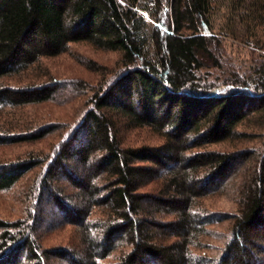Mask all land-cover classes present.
<instances>
[{"label": "trees", "instance_id": "trees-1", "mask_svg": "<svg viewBox=\"0 0 264 264\" xmlns=\"http://www.w3.org/2000/svg\"><path fill=\"white\" fill-rule=\"evenodd\" d=\"M237 4L242 39L257 45L264 0ZM211 9L210 0H0V118L52 99L54 82L5 83L42 58L78 43L118 55L79 123L41 160L22 219L0 220V264H207L213 260L198 252L225 216L205 211L203 201L237 176L238 213L213 264H264V142L260 152L208 150L243 136L245 121H264V68L243 81L213 74L221 67ZM130 128L163 143L124 145L121 129ZM12 131L0 119V145L34 139ZM31 159L0 164V191L37 166ZM43 204L45 216L75 230L71 247L42 246Z\"/></svg>", "mask_w": 264, "mask_h": 264}, {"label": "rangeland", "instance_id": "rangeland-1", "mask_svg": "<svg viewBox=\"0 0 264 264\" xmlns=\"http://www.w3.org/2000/svg\"><path fill=\"white\" fill-rule=\"evenodd\" d=\"M211 33L219 42V64L221 68L214 70V75L229 78L234 73L240 75V80H250L255 77V70L264 68V31L255 30L258 35L254 42H247L244 26L240 23L239 14L244 11L239 0H210ZM251 41V40H250ZM116 53L101 51L86 43L71 44L68 50L56 57L42 58L38 64L28 71L6 80L12 88H23L31 85L40 86L54 82L50 101L19 107L6 111L1 115V122L12 125V133L34 137L28 142L0 145V164L10 165L20 161L39 158L36 167L27 171L15 186L8 191H0V220L15 222L29 206L27 192L43 172L44 162L41 160L53 156L57 146L70 129L76 126L81 116L89 107L92 94L99 86L115 72L118 67ZM50 81V82H49ZM53 83V84H54ZM49 85V84H48ZM47 129V130H46ZM48 131V132H45ZM122 142L128 146H159L163 139L148 129H121ZM243 136L236 137L208 147L210 151L232 153L243 150L260 152L264 142V121L254 118L245 121L237 128ZM35 139L36 135L43 134ZM240 176L226 184L224 190H219L203 201L205 211L225 218L208 227L210 234L203 240L208 247L199 254L211 260L221 256L225 245L231 238L234 215L238 213V193ZM61 182V181H59ZM64 189V187H63ZM65 189L64 193L72 196ZM43 217V227L37 232L43 247H71L78 241L75 230L71 226H60V221L52 216L45 204L40 206ZM45 213V214H44ZM208 261L207 264H213ZM215 262V261H214ZM50 264H58L55 258Z\"/></svg>", "mask_w": 264, "mask_h": 264}]
</instances>
